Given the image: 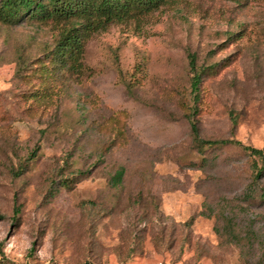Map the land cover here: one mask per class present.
Segmentation results:
<instances>
[{"label": "rangeland", "instance_id": "1", "mask_svg": "<svg viewBox=\"0 0 264 264\" xmlns=\"http://www.w3.org/2000/svg\"><path fill=\"white\" fill-rule=\"evenodd\" d=\"M8 1L0 264H264L261 160L197 142L264 148V0H165L89 32Z\"/></svg>", "mask_w": 264, "mask_h": 264}, {"label": "trees", "instance_id": "2", "mask_svg": "<svg viewBox=\"0 0 264 264\" xmlns=\"http://www.w3.org/2000/svg\"><path fill=\"white\" fill-rule=\"evenodd\" d=\"M165 0H48L51 6L50 12L62 15H68V12L77 13L84 19L83 29L84 31H94L102 29L106 24L113 21H120L124 18L130 17L132 13H146L156 9L159 5L164 3ZM33 3L30 0H14L2 3V6L9 8L10 10H16L17 8L27 7ZM34 7L42 8L43 6L36 1L33 3ZM73 37L66 35L63 38L64 45H69L72 42ZM196 85V81L193 82V86ZM200 144H213V145H225L235 144L242 149H247L251 154L257 155L260 161V168L264 167V148L256 149L248 146L241 145L238 141L233 139H218V140H197ZM258 174V173H256ZM120 172L116 174V178H119Z\"/></svg>", "mask_w": 264, "mask_h": 264}]
</instances>
